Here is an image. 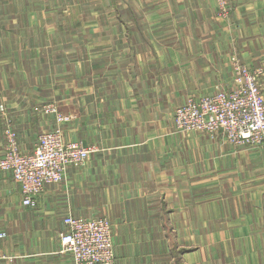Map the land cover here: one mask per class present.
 Here are the masks:
<instances>
[{
    "label": "crops",
    "instance_id": "obj_1",
    "mask_svg": "<svg viewBox=\"0 0 264 264\" xmlns=\"http://www.w3.org/2000/svg\"><path fill=\"white\" fill-rule=\"evenodd\" d=\"M224 1L0 0V156L7 119L24 152L56 129L98 147L35 209L0 171L2 264H74L68 213L113 221L114 264H264V145L174 127L190 95L235 86L234 54L264 65V0Z\"/></svg>",
    "mask_w": 264,
    "mask_h": 264
},
{
    "label": "built area",
    "instance_id": "obj_2",
    "mask_svg": "<svg viewBox=\"0 0 264 264\" xmlns=\"http://www.w3.org/2000/svg\"><path fill=\"white\" fill-rule=\"evenodd\" d=\"M221 15L227 12L220 0ZM235 86L212 94L195 93L174 113L177 130L220 133L225 141L239 147L264 145V65L251 67L237 54L231 58ZM36 113L55 114L58 122L70 117L55 103H41ZM10 119L4 121L5 146L0 156V171L9 172L20 184L24 205L38 207L40 195L48 183L60 182L69 165L82 166L98 149L82 140H66L63 133L45 130L39 134L33 151L20 148L18 132ZM60 232L61 252L72 255L74 264H114V223L104 214L89 217H64ZM0 231V238L5 237Z\"/></svg>",
    "mask_w": 264,
    "mask_h": 264
},
{
    "label": "rangeland",
    "instance_id": "obj_3",
    "mask_svg": "<svg viewBox=\"0 0 264 264\" xmlns=\"http://www.w3.org/2000/svg\"><path fill=\"white\" fill-rule=\"evenodd\" d=\"M34 112L36 113L35 109H34ZM0 115L6 116L7 115V111L4 109L3 111H1ZM4 121H6V120H4ZM12 125L16 129V131H17L16 126H14L15 124L13 123ZM3 132H4V126H3ZM18 136H19V134H18ZM4 138H5V134H4ZM4 146H5V139H4ZM4 146H3V150H4ZM3 257H5V256L4 255H0V264H2L3 263L2 261L7 258V257L6 258H3Z\"/></svg>",
    "mask_w": 264,
    "mask_h": 264
}]
</instances>
